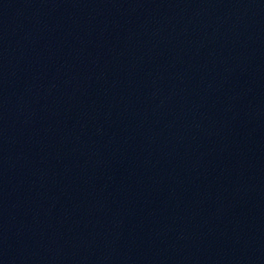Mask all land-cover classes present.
<instances>
[{"label":"water","instance_id":"water-1","mask_svg":"<svg viewBox=\"0 0 264 264\" xmlns=\"http://www.w3.org/2000/svg\"><path fill=\"white\" fill-rule=\"evenodd\" d=\"M0 264H264V0H0Z\"/></svg>","mask_w":264,"mask_h":264}]
</instances>
